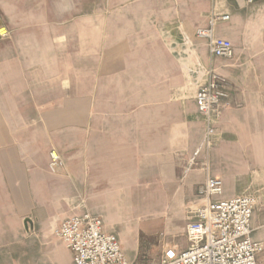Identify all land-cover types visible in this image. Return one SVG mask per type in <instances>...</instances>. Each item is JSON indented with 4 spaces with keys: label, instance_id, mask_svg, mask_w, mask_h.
<instances>
[{
    "label": "crops",
    "instance_id": "obj_1",
    "mask_svg": "<svg viewBox=\"0 0 264 264\" xmlns=\"http://www.w3.org/2000/svg\"><path fill=\"white\" fill-rule=\"evenodd\" d=\"M231 59L196 37L213 16ZM0 264L90 214L129 264L188 248L185 213L208 176L222 199L258 196L264 243V0H0ZM209 69L231 86L209 173L190 161L205 123L194 94ZM64 161L49 170L50 153ZM32 264H74L64 243ZM42 244V243H40ZM153 249H157L156 252ZM264 264V250L256 256Z\"/></svg>",
    "mask_w": 264,
    "mask_h": 264
},
{
    "label": "built area",
    "instance_id": "obj_2",
    "mask_svg": "<svg viewBox=\"0 0 264 264\" xmlns=\"http://www.w3.org/2000/svg\"><path fill=\"white\" fill-rule=\"evenodd\" d=\"M229 20V15L213 16L207 28L196 31V37L207 42L214 58L234 56L233 46L215 37L217 23ZM0 35L6 36V33L0 32ZM231 89L226 78L209 69L194 94L198 115L205 123V136L190 163L199 166L197 158L203 151L207 157L203 164L207 173L210 153L219 143L217 126L224 110L230 106ZM62 166L61 156L52 151L50 172L56 174ZM222 195V180L208 176L206 183L198 188L199 200L187 215L188 248L167 249L159 264H258L256 256L264 250V243L251 239L258 196L244 194L222 199ZM55 236L71 251L74 264H129L117 237L104 231L99 217L85 214L67 219L55 230Z\"/></svg>",
    "mask_w": 264,
    "mask_h": 264
},
{
    "label": "rangeland",
    "instance_id": "obj_3",
    "mask_svg": "<svg viewBox=\"0 0 264 264\" xmlns=\"http://www.w3.org/2000/svg\"><path fill=\"white\" fill-rule=\"evenodd\" d=\"M3 33H5V32H3ZM62 162L64 163L63 159H62ZM185 215L187 216V213H185ZM53 233H54L53 237L47 239L46 242H40V240L42 239L41 235L35 234V235H32V237H31L34 240L32 241V243H29L30 245H28L26 248H18V249L9 248V249L1 250L4 259L7 256L10 258H13L15 256V254L17 253L19 258H20V255L26 256V258H24V260H23L24 261L23 264H32L31 262L34 259L37 260L38 251L40 250L41 247H43L42 246L43 244L44 245L46 244L48 247H50V245H52L53 247L61 245L60 241L55 236V231ZM40 243H42V244H40ZM153 250L156 252L157 249H153ZM27 260H29L31 262L27 263L28 262ZM10 264H15V263L11 262Z\"/></svg>",
    "mask_w": 264,
    "mask_h": 264
},
{
    "label": "bare ground",
    "instance_id": "obj_4",
    "mask_svg": "<svg viewBox=\"0 0 264 264\" xmlns=\"http://www.w3.org/2000/svg\"><path fill=\"white\" fill-rule=\"evenodd\" d=\"M4 31L2 30L1 33H3Z\"/></svg>",
    "mask_w": 264,
    "mask_h": 264
}]
</instances>
